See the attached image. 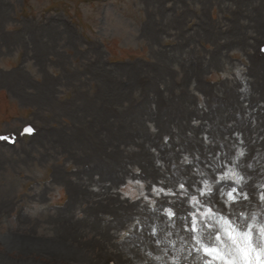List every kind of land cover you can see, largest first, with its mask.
Wrapping results in <instances>:
<instances>
[{
    "label": "rangeland",
    "instance_id": "rangeland-1",
    "mask_svg": "<svg viewBox=\"0 0 264 264\" xmlns=\"http://www.w3.org/2000/svg\"><path fill=\"white\" fill-rule=\"evenodd\" d=\"M57 1L66 9L74 10L70 3L77 0ZM40 2L41 0H0L1 56L5 54V49L12 48V45L30 43L36 54L34 64L43 66L47 57L55 59V51L59 61L67 60L64 49L68 48V44H75L76 46L80 44V34L76 31V26L68 27L64 24H57L44 27L37 25L34 21L30 22V20L20 17L19 9L22 7V3L36 4ZM80 2L83 5V1L80 0ZM214 3L216 6L215 20L213 21L215 26L213 28L208 27L209 33L204 38L206 40L212 39L216 45L218 41H221L226 48L225 52L220 55L217 53H193V49L197 46L194 40L187 46L179 44L172 48L174 51L169 54L156 55L161 64L170 59H173V63L176 61L180 63L185 59L193 71L202 73L206 69L208 72L233 67L235 62L230 60L227 53L232 54L233 57L243 58L246 56L249 59L250 52L256 43L260 39H264V0H251V2L249 0L235 2L230 0H129L127 6L133 5L145 9L142 26L147 31L143 35L144 40L156 42L163 33L160 30L167 27L166 24L169 25L170 23L175 31L182 33L185 23L190 21L191 16L195 15V12L190 8L198 7V5L209 8L208 5ZM133 15L137 16V13H133ZM223 15H230L233 19H222ZM198 16L203 20L202 24L207 25L204 22L205 17L201 13ZM110 17L111 13L109 12L106 18ZM130 18H132V14L127 15L126 19ZM104 19L102 17L101 28L99 30L96 28L99 31V36L102 38L117 36L122 32L123 26L116 20L115 16L111 18V23L108 26H103ZM134 20L138 21V18L134 17ZM89 24L93 23L87 18L85 31H88ZM131 25L127 27V30L129 29L128 35L134 34ZM138 26L140 27L139 21ZM17 28L20 31H16ZM105 30L108 34L104 33ZM195 36L197 37V32L182 38L190 39ZM119 39L122 43H126L124 38ZM140 39L141 37H133L130 42L135 44ZM2 46L5 49H1ZM114 46L115 44L109 47L104 43V45L93 50L96 58L94 70L101 71L96 75L97 77L100 75L101 77H108L111 72H114V70L111 71L107 68L104 63L107 50H114ZM29 62L32 63V60ZM94 70L91 69V77ZM261 70L264 71V65L260 68L250 69L252 72ZM114 73L120 76L117 72ZM1 75L2 73H0ZM23 76L21 75L19 80L10 83L8 86L9 90L10 87L17 90L15 94L11 91L8 93L0 91V124L12 123L17 119V117L14 118L17 110H10L8 99L20 106L22 101L31 102L35 99L36 94L39 95V85L31 83L30 76L23 80ZM19 81H21V87L17 89L16 84ZM40 90L42 95L48 93L47 88ZM19 93L23 95V98L19 97L18 100L16 97L15 99L13 95ZM262 103L260 102L259 108L263 112L261 114L258 112V119L255 121L257 124L243 122L236 128L244 141L252 142L256 139L253 147L257 151L254 154L256 157L260 155L261 157L256 161H251L253 173L264 180V105ZM20 108L22 109V107ZM85 109L87 110H85V114L87 112L91 114L88 107ZM91 110L92 114L95 115V109L91 108ZM3 117L6 119H1ZM138 117L134 123L135 127L143 124V121ZM91 119L94 120L93 117ZM189 129L192 133L199 131L198 128L189 127ZM59 136L69 138L59 131H55L48 136L44 135V137L35 140L32 150L27 152L5 147L0 148V210H8L11 207L15 200L14 195L19 198L16 203L23 205L22 214L19 215L21 219L18 221L9 219V223L12 225L9 230L14 232L13 236H5V228H0V264H65L67 262L99 264L103 262L104 255L98 253V258L94 257L93 250H95L96 244L102 245L105 253L115 254L123 264H203L197 255L186 250L185 246L191 239L189 234L183 231V224L180 219L173 226L166 221V214H155L152 223L134 239L120 236V231L129 225L135 212L139 211L136 206L140 201L132 202L134 198L130 193L127 195L130 200L128 198L124 200L123 198L126 196L122 194L118 197L113 196L116 191L114 186L118 184L119 176L125 178L131 172L130 168L136 167L145 178L144 181L149 180L151 184L159 180L167 182V187L177 184V182H171L159 175L158 173L163 170L157 165H155L156 168L152 165L149 166V159L151 158L142 147L145 148L144 143L150 145L151 140H144V143L138 144L139 147L136 151H132L134 148H130L129 151H122L106 143L104 148L109 146L107 148L109 152L102 149V155L106 157L118 156L123 160L121 164L115 165L108 159L100 172L96 170L92 173L67 176L55 169V166L58 158L66 156L67 150L73 146L65 138H59ZM57 138H59L58 141L54 142ZM231 138L232 134L228 139ZM64 141L66 145H64ZM181 142L185 148L184 151L188 152L192 159L191 167L188 169L193 170V177L196 180L195 187H198L199 181L204 178L200 176V173L203 172L206 175L207 170V166L202 163L200 152L206 153L210 147L203 146L200 138L188 142L184 131ZM234 143L238 154L243 148V144L238 143L237 139L234 140ZM192 144H196V147ZM210 152L215 153L212 149ZM154 158L157 163L159 158L156 153ZM197 159L200 161L199 163ZM213 159L215 164L218 163L215 157ZM187 173L190 172L187 171ZM67 184L80 185L82 188L78 189L74 186V189L68 193L67 199L55 208L53 203L58 201L60 192L64 191ZM155 187L160 188V185L156 184ZM92 188H95L96 192L90 190ZM192 191L194 190L192 189ZM192 194L195 195L196 193ZM188 200L185 203L183 200L175 206L182 211L180 215H186L184 212L186 205L189 204ZM35 208H38V211L32 212ZM153 228L156 230L163 228V233L171 231L172 237L179 239L181 248L178 251L170 252L157 245L155 236L152 235ZM182 236L188 240L187 243L181 239ZM161 251L167 252L168 260ZM156 257H160V259H156ZM204 259L208 258L204 257Z\"/></svg>",
    "mask_w": 264,
    "mask_h": 264
},
{
    "label": "snow or ice",
    "instance_id": "snow-or-ice-1",
    "mask_svg": "<svg viewBox=\"0 0 264 264\" xmlns=\"http://www.w3.org/2000/svg\"><path fill=\"white\" fill-rule=\"evenodd\" d=\"M0 138L6 139V137ZM243 155L244 153L241 151L239 156ZM210 167H212L214 175L206 176L201 172L200 176L204 178L199 181L200 187H195L196 182L187 181L188 186H185V182H180L177 191H173L172 188L166 190L164 187L157 188L155 186L151 191L157 197L162 195L174 197L175 199L168 201L173 205H179L184 198H190L188 202L194 210L187 215H180L178 218L183 224V231L188 233L189 238L198 245L196 250L203 252L204 255L201 257L203 264H264V260L259 259V253L255 260L252 258V253L256 251L253 246V224H246L244 213L237 211L238 205L249 199L248 194L243 190V177L234 168L228 167L226 163H217ZM225 181H232L233 184L216 187ZM224 187L229 190L225 192ZM190 188L195 191V195L189 191ZM217 192L220 198L219 207L215 202V193ZM125 195L129 194L125 193ZM141 195L144 194L141 193ZM144 198L147 200L148 196H144ZM261 199H264V195L261 196ZM165 211L169 222L175 226L174 218L177 217V213L172 208L165 209ZM137 225H139V221H137ZM161 231L163 232L164 229L161 228ZM152 235H156V228L152 229ZM171 236L172 232L168 231L163 240L157 239L155 243L157 245L175 244L174 240L169 239ZM181 239L185 243L188 242L183 236ZM257 243L261 249H264V227L260 229V238ZM204 257L208 259H204ZM156 259H160V257H156Z\"/></svg>",
    "mask_w": 264,
    "mask_h": 264
}]
</instances>
